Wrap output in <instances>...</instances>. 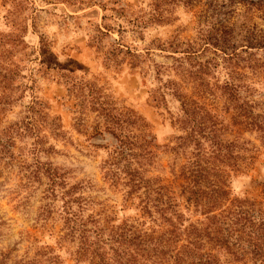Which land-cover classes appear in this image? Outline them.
I'll use <instances>...</instances> for the list:
<instances>
[{
  "label": "rangeland",
  "instance_id": "1",
  "mask_svg": "<svg viewBox=\"0 0 264 264\" xmlns=\"http://www.w3.org/2000/svg\"><path fill=\"white\" fill-rule=\"evenodd\" d=\"M263 2L0 0V138L6 139L3 130H17L10 146L15 160L4 164L0 159V255L14 250V260L44 245L56 247L60 205L44 219V185L26 183L23 176L24 165L34 159L64 172L67 185H82L79 194L89 201L86 213L116 222L140 214L138 200H124L122 186L100 169L116 144L110 134L95 133L103 128L102 108L129 111L147 123L154 147L144 176L170 187L180 205H188L189 219H203L193 215L194 203L178 178L194 151L192 141L183 147L177 139L189 131L179 122L180 101L188 97L201 108L203 146L218 143L227 163L238 149L244 161L238 173L225 166L231 175L227 201L218 205H257L264 211V132L250 123L264 109L239 112L221 89L230 67L211 59L216 55L210 45L225 30L264 29V5H258ZM189 45L197 50L194 59L172 51ZM170 79L177 81L179 96L165 87ZM248 98L262 100L255 94ZM66 249L71 245L56 247L64 264H72ZM218 255L231 259L222 250Z\"/></svg>",
  "mask_w": 264,
  "mask_h": 264
},
{
  "label": "trees",
  "instance_id": "2",
  "mask_svg": "<svg viewBox=\"0 0 264 264\" xmlns=\"http://www.w3.org/2000/svg\"><path fill=\"white\" fill-rule=\"evenodd\" d=\"M238 38L241 44L236 43ZM210 45L215 47L216 55L211 59L230 67L229 78L221 89L234 100L239 112L250 115L256 107L264 109V29L253 26L240 28L237 33L225 30ZM173 49L174 53H183L192 59L197 53L190 45L186 49ZM182 74L178 76L184 77ZM197 78L203 87L202 78ZM164 85L174 96L180 95L174 79ZM155 92L151 94L153 101L157 100ZM254 94L262 100L246 99ZM180 103L183 116L179 122L184 125L183 129L188 125L189 131L177 139L183 147L192 141L194 151L181 165L178 178L194 203L193 215L199 214L203 219H189L188 205H180L170 187L155 184L144 176V165L153 154V136L147 123L129 111H103L102 108L99 114L103 117V128L96 127L95 133L106 132L116 141L100 169L111 183L122 186L124 200H138L140 214L132 220L116 222L115 218L101 219L100 213H86L89 201L79 194L82 185H67L64 172L48 163L34 159L32 165H24L26 183L44 185V219L50 217L55 205H60L58 214L62 226L55 246L61 249L64 244L71 245L66 253L72 264H264V211L257 205H218L227 201L231 175L225 166H230L235 173L243 170L244 161L238 149L231 163H227L218 143L212 141L205 148L198 139L204 132L197 118L201 108L188 97ZM29 109V123L34 131L33 116L37 111L33 105ZM250 123L264 132V112ZM13 131L17 132L14 128L3 130L6 139L0 138V159L4 164L15 160L10 152ZM205 195L207 198L203 201ZM56 247L44 245L33 254L26 252L14 260L10 259L14 250H10L0 255V264H64ZM221 250L231 259L218 255Z\"/></svg>",
  "mask_w": 264,
  "mask_h": 264
}]
</instances>
